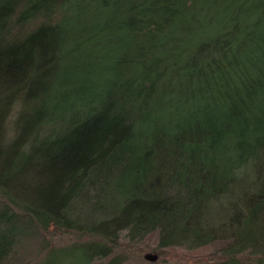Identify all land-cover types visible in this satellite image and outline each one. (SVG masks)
<instances>
[{
  "label": "trees",
  "instance_id": "1",
  "mask_svg": "<svg viewBox=\"0 0 264 264\" xmlns=\"http://www.w3.org/2000/svg\"><path fill=\"white\" fill-rule=\"evenodd\" d=\"M218 242L264 264V0H0V264Z\"/></svg>",
  "mask_w": 264,
  "mask_h": 264
},
{
  "label": "rangeland",
  "instance_id": "2",
  "mask_svg": "<svg viewBox=\"0 0 264 264\" xmlns=\"http://www.w3.org/2000/svg\"><path fill=\"white\" fill-rule=\"evenodd\" d=\"M57 238V237H56ZM69 238V237H68ZM222 243H214L202 250L196 252H187L183 249H166V250H154V248H147L136 252L125 264H193L198 261H204L207 259L215 258V254L221 249ZM138 253V254H137ZM156 254L157 259L154 262L146 261L144 259L145 254ZM55 261V256L53 258ZM102 262L101 264H103Z\"/></svg>",
  "mask_w": 264,
  "mask_h": 264
},
{
  "label": "water",
  "instance_id": "3",
  "mask_svg": "<svg viewBox=\"0 0 264 264\" xmlns=\"http://www.w3.org/2000/svg\"><path fill=\"white\" fill-rule=\"evenodd\" d=\"M144 259L146 261L154 262L157 259V255L156 254H151V253L150 254H145L144 255Z\"/></svg>",
  "mask_w": 264,
  "mask_h": 264
}]
</instances>
